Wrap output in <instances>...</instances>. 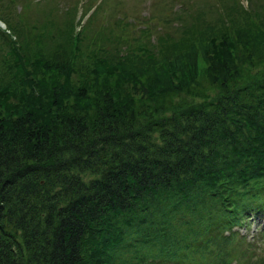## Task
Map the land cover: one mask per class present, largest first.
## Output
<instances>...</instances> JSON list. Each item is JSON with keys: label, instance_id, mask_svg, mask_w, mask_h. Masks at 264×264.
<instances>
[{"label": "trees", "instance_id": "1", "mask_svg": "<svg viewBox=\"0 0 264 264\" xmlns=\"http://www.w3.org/2000/svg\"><path fill=\"white\" fill-rule=\"evenodd\" d=\"M46 1L0 0V264H264L230 231L264 214V9L186 42Z\"/></svg>", "mask_w": 264, "mask_h": 264}, {"label": "rangeland", "instance_id": "2", "mask_svg": "<svg viewBox=\"0 0 264 264\" xmlns=\"http://www.w3.org/2000/svg\"><path fill=\"white\" fill-rule=\"evenodd\" d=\"M19 1H21L22 3V0H19ZM71 1L77 3L76 6L78 7L77 13H78V18H79L81 16V13L83 12V10L79 8V6L85 0H48L46 1L45 6L40 5L35 10H32L30 14V19L36 20V21L41 20L43 17H45L49 8L55 7L56 2L58 3L57 9L60 12L59 15H57L56 17H59L60 15H62L63 13L62 11L65 9L66 6H72ZM221 1L225 4V7H226L225 9L222 10L224 11L223 15L228 16L227 19L230 21L236 20L238 18H242L241 13H247L251 15L255 13L257 15L262 12V9H264V0H248V1L247 0H235L234 3L231 0H221ZM221 1L220 0H103L102 1L103 4L98 10L95 11V13L100 11L97 15V20H99L100 22L101 20L103 21L104 19L107 20V22H110V20L112 19V16L117 14L119 8L126 7L127 10L131 11L130 16H133L131 18L134 19L135 24L139 23V24L149 25L151 27V24L154 22L153 21L151 22L148 19L143 18L142 17L143 15L161 18V20H157V21L161 23H167L168 27L170 24H172L173 28L175 27V25L178 26L177 29L179 32V37H182L185 35L184 31L180 32L182 28H179V26L181 25L184 27L185 25H187V20L191 19L194 22V24L197 26L196 28L202 31V35L205 41H210V38L208 37L215 33L212 30L217 29L219 27V23H216L215 19H212L211 16H209V20L207 19V21H205L206 19L203 18V15L209 12L208 5L212 6V4L214 5L219 4V9H216V5H215L214 9L213 7H211L212 10L210 11H212V13L218 12L221 9L220 7ZM45 7H47L46 10H45ZM86 9H87V5L84 4V10ZM88 9L89 10H88L87 15L94 13V7H90ZM233 10H235V12ZM172 11H176L175 13L180 14V20H177L176 15H173L171 13ZM103 15L105 16L103 17ZM136 15H138L139 18H137ZM206 17L208 18V16ZM175 18H176V21H175ZM51 24H52V21H49V25ZM73 24L74 25H73L72 33H75V34L77 33V35H79L82 32V30L85 28V25H86L85 23V25L83 26L84 21L80 22V19L76 23L73 22ZM189 24H191V22H189ZM0 26L2 25L0 24ZM32 26H34V24ZM87 26L88 24L86 25V29H88ZM172 27H169V28H172ZM35 28L36 26L32 27V30H34ZM151 28H153L154 30L155 27H151ZM153 30L151 29V32L148 33L149 34L148 40L150 42L153 41V45H155L156 43L154 41V31ZM50 31L52 32L51 28H50ZM217 33L219 34L220 32H217ZM166 35H171V32L168 34L162 35L161 37L165 38ZM189 36L187 37L185 36L186 37L185 39L184 37L182 38L187 42ZM36 47L41 52H45V51H48L52 47V45L51 43L47 41H43V43L36 44L35 48ZM260 215H263V214H260ZM261 228H264V216H261L260 218L259 216L257 217L255 216L254 219L248 222L247 227L236 228V229H234L233 227L230 231L232 232L235 231L239 233L245 238V241L248 244H251V243H255L259 241L258 235L260 234L261 231H263ZM248 229H249V232H248ZM252 234H254L253 240L250 239V236ZM262 246H264V232H263V236L261 238L259 247H262ZM232 264H235V262H232Z\"/></svg>", "mask_w": 264, "mask_h": 264}]
</instances>
